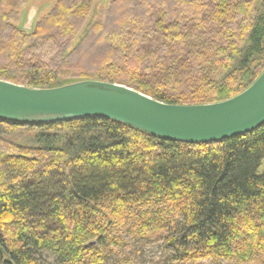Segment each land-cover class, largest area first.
<instances>
[{"label": "trees", "instance_id": "1", "mask_svg": "<svg viewBox=\"0 0 264 264\" xmlns=\"http://www.w3.org/2000/svg\"><path fill=\"white\" fill-rule=\"evenodd\" d=\"M94 3L58 0L28 31L0 0V79L102 80L196 105L264 71V0H111L92 20ZM20 127L39 132L6 138ZM263 162L264 125L185 143L106 118H0V264H112L155 237L172 264H264Z\"/></svg>", "mask_w": 264, "mask_h": 264}, {"label": "water", "instance_id": "2", "mask_svg": "<svg viewBox=\"0 0 264 264\" xmlns=\"http://www.w3.org/2000/svg\"><path fill=\"white\" fill-rule=\"evenodd\" d=\"M0 118L32 125L106 118L169 140L214 143L264 125V71L237 96L196 105L162 102L129 86L102 80L37 88L0 79Z\"/></svg>", "mask_w": 264, "mask_h": 264}, {"label": "rangeland", "instance_id": "3", "mask_svg": "<svg viewBox=\"0 0 264 264\" xmlns=\"http://www.w3.org/2000/svg\"><path fill=\"white\" fill-rule=\"evenodd\" d=\"M58 0H2L3 9L6 12H15L17 16L16 25L20 27H28L29 29L33 18L35 22L43 19L54 7ZM111 0H95L94 16L103 8L109 6ZM35 15V16H34ZM34 22V23H35ZM34 26V24H33ZM76 44V42H75ZM39 131L32 128L20 127L9 130L6 138L15 140L17 143H26L31 141ZM264 171V162L260 168V172ZM130 240V239H129ZM42 264H55V260L51 256L45 255ZM112 264H172L169 260V253L163 245V240L152 238L149 241L130 240L129 245L119 251L114 256ZM203 264H213L205 262Z\"/></svg>", "mask_w": 264, "mask_h": 264}]
</instances>
